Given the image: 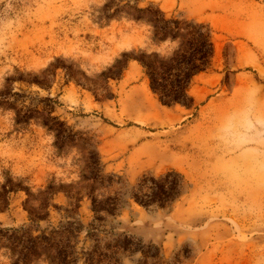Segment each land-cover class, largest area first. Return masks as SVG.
Here are the masks:
<instances>
[{"label": "rangeland", "instance_id": "obj_1", "mask_svg": "<svg viewBox=\"0 0 264 264\" xmlns=\"http://www.w3.org/2000/svg\"><path fill=\"white\" fill-rule=\"evenodd\" d=\"M150 3L210 30L211 66L190 86L195 115L162 106L133 60L106 77L123 52L164 51L125 12ZM170 169L189 183L172 207L129 199L144 174ZM102 195L121 199L106 228L165 259L187 242L184 264H264V0H0V264L17 258L5 228L21 225L78 221L89 248L91 198Z\"/></svg>", "mask_w": 264, "mask_h": 264}, {"label": "trees", "instance_id": "obj_2", "mask_svg": "<svg viewBox=\"0 0 264 264\" xmlns=\"http://www.w3.org/2000/svg\"><path fill=\"white\" fill-rule=\"evenodd\" d=\"M121 1L115 4L107 17L118 15L122 10ZM133 12L125 11L136 22H145L150 28V45L159 47L166 43L164 51L154 49L133 51L132 57L123 52L122 59L108 68L106 77H118L126 69L129 60L137 61L146 76L148 87L162 106H180L193 109L196 114L198 105L190 93L193 78L206 71L214 56V45L208 26L195 20L166 17L154 4L145 7L129 6ZM110 10V3L104 5ZM58 123L56 117H52ZM59 124H62L59 122ZM110 178V176H109ZM97 184H103L99 177ZM189 187L184 175L170 169L157 176L144 174L132 186L129 199L143 208H170ZM78 208L79 205L77 204ZM121 199L117 195H102L91 198V211L94 223L86 229L85 238L92 240L89 248L78 247L83 225L75 220H67L57 226L49 225L39 230L32 225L5 228L10 231L11 252L17 255L12 264H31L46 255L49 264H184L191 257L189 243H183L170 259H165L160 247L131 232H116L113 225L106 228L107 221L119 215ZM35 219H31L33 222ZM35 225V224H34ZM36 226V225H35ZM2 230H0L1 232ZM38 232L35 234V232Z\"/></svg>", "mask_w": 264, "mask_h": 264}, {"label": "crops", "instance_id": "obj_3", "mask_svg": "<svg viewBox=\"0 0 264 264\" xmlns=\"http://www.w3.org/2000/svg\"><path fill=\"white\" fill-rule=\"evenodd\" d=\"M133 61L136 63V65H138L139 67H141L140 64L137 61H135V60H133Z\"/></svg>", "mask_w": 264, "mask_h": 264}]
</instances>
